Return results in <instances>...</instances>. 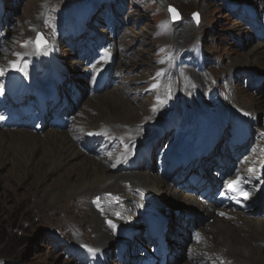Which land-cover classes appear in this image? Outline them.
I'll return each instance as SVG.
<instances>
[{
  "label": "rangeland",
  "instance_id": "1",
  "mask_svg": "<svg viewBox=\"0 0 264 264\" xmlns=\"http://www.w3.org/2000/svg\"><path fill=\"white\" fill-rule=\"evenodd\" d=\"M100 1L108 6L110 3L118 4L114 9H108V16L119 29L118 35L111 40V46L106 49L111 52L109 67L112 68L109 70L113 81H109L107 87L90 93V88L83 81L84 76L80 78L83 94L78 105H74L70 120L64 127L53 128L64 131L72 124L76 137L86 142L84 132L89 128L88 116L105 111L104 106H96L100 108L97 114L88 102L94 95L105 91L127 90L120 95L119 101L136 110L135 122L140 120L138 116L147 122L144 125L130 124L134 129H140L138 141L150 139L151 143L164 148L169 146L173 141V116L181 113L185 98H195L204 102L218 101L224 106L225 113L236 111L234 106L237 103L245 104L250 109L246 117H254L253 130L263 134L258 139L264 142V81L251 90L245 88L241 80V72H249L246 66L253 68L254 78L257 76L264 80V55L254 51V45L264 44V41L256 40L242 21L225 8L226 3L232 5L238 0H0L3 10L0 18L3 39L0 44V73L10 70L9 63L16 55L25 53V57L35 55L37 59H43L38 56V51L45 49L58 57L61 65L63 58L72 76L83 74L82 67L87 64L75 61L73 52L62 44V33L71 28L69 20L74 18L82 23L84 11L92 15ZM240 1H247L251 9L258 12L259 6L264 8V0ZM168 4L179 10L180 20L170 21ZM193 11L200 14L198 24L192 21ZM102 30L107 33L106 27ZM40 34L48 43L38 48ZM189 54L196 55V59L191 60ZM25 65L30 67L34 63L27 60ZM197 113L202 115L200 111ZM120 140L122 143L117 148L126 144L125 139ZM99 150L84 152L106 160V149L101 155L97 152ZM140 152L143 151H139V155ZM9 167L8 162L0 165V264H87L89 258L79 255L76 247L80 249L84 244L93 246L98 221L90 205L100 208L103 206L101 198L65 194L58 190L61 193L54 191V203L45 199L42 203L45 207H40V200L44 199L42 189L51 185L68 166L47 174L41 183L33 185L28 184L29 179L24 178L19 170L16 172L19 182H13ZM257 216L264 218L260 214ZM105 219L108 224L112 223L111 218ZM178 231V237H183ZM123 238L129 240L128 237ZM118 242H113L103 256L96 259L108 256L102 264H124L115 261L113 253L110 255L116 247L112 246ZM83 258L85 263L81 261ZM178 258L182 259L181 256ZM187 261L197 264V260L189 255Z\"/></svg>",
  "mask_w": 264,
  "mask_h": 264
},
{
  "label": "bare ground",
  "instance_id": "2",
  "mask_svg": "<svg viewBox=\"0 0 264 264\" xmlns=\"http://www.w3.org/2000/svg\"><path fill=\"white\" fill-rule=\"evenodd\" d=\"M254 51L264 55V44H255ZM106 54L107 57L98 60L92 66L85 65L84 68L82 67L83 81L88 88L98 71L104 68H112V66L109 67L110 50H106ZM38 56L54 62L55 67L60 72L62 71L60 60L54 54L43 49L38 51ZM26 58L25 53L16 55L9 63V71H14L17 66L22 68L21 73L28 78L27 80L32 83L33 87H38V80L41 79L36 76L39 75V71H35V64L30 67L26 66ZM245 68L251 74L254 72L250 66ZM10 73L8 72V77ZM123 92L128 91H105L101 95H94L93 100L88 102L97 114L98 110L100 111L98 106H104L105 111H101L98 115L88 116L90 124L84 132V137L95 138V136L105 134L126 140V144L122 145L121 148L116 147L114 150H111L107 143L110 140L103 144L100 141L94 142L97 150L105 147L108 154L106 160L88 156L84 152L81 140L78 141L79 138L76 137L75 128L72 124L64 131H60L61 129L57 127H47L41 133L34 131L39 135L27 130L19 128L13 130L0 125V165L8 162L10 164L8 173L11 180L19 182L16 173L19 170L23 173L24 178L29 179V185L41 183L47 174L68 166L61 171L51 185L42 189L41 193L44 199H39L40 207H45L42 204L45 199L54 203V197H56L54 191L58 194L61 193L58 190L65 194L74 193L101 198L103 211L100 209L101 207L90 205L95 212L96 216H94L98 225L93 236V246L92 244L81 245L82 254L91 252L90 254L97 258L103 256L113 242L126 241L123 237H128L130 240L129 230L139 224L143 209L146 206L158 205V207L167 210L172 204H189L194 207L196 212L206 213V219L209 220L204 219L196 226L202 234V240L198 242V245L190 243V248H188L189 246L185 245L187 239L184 236L178 238L179 240L177 239L174 251L181 250V253L177 255L181 256L182 259L177 256V259L173 260L171 264H193V262L187 261L188 255L191 259L197 260V264H264L263 217L249 214V212L242 215L230 212L231 216L227 219L217 217L211 211L214 208L221 209L216 206V203L202 202L197 197L185 195L175 187L170 186L163 177L148 169L128 168L129 163L132 162L131 159H135L139 155V151L145 150L142 141H138L141 138L140 129H134L132 126L139 123L144 125L147 122L142 116H138L137 118L140 120L135 122L136 110L127 108L124 102L119 101ZM142 106L143 104L140 107L142 108ZM234 107L236 111L225 113L223 111L224 106L218 101L204 102L201 99L185 98L181 113L173 116L174 123L179 126L176 127L173 142L181 143L184 136L193 135L199 127L207 133L221 130L225 120L233 119L234 121L243 118L250 110L245 104L237 103ZM198 111L202 115H198ZM131 123L134 125L131 126ZM5 125L8 124L5 123ZM255 134L263 136L261 132H255ZM139 144L140 146L137 148ZM178 144L172 143L170 150L173 149V145ZM86 145L88 144L86 143ZM70 162L72 163L70 164ZM263 170L264 142L256 139L248 159L246 157L243 164H240L236 174L246 177L251 184L252 181L259 178V174H263ZM70 177L74 178L70 180ZM216 181L218 182V180ZM258 188L259 186H255L254 195L247 194L246 197L249 207L247 204L246 206L250 213L254 210L252 208L260 205L255 199L259 194ZM102 192L105 194L102 195ZM115 212L117 213L113 215ZM107 217L111 218L112 223L108 224L105 219ZM180 220H182L181 217ZM179 222L177 225L178 233L185 230L184 226H188L190 220L186 221L185 225H181L182 221ZM174 236L177 238L178 234L175 232ZM193 247L194 250L192 251L191 248ZM89 249L94 251H89Z\"/></svg>",
  "mask_w": 264,
  "mask_h": 264
},
{
  "label": "water",
  "instance_id": "3",
  "mask_svg": "<svg viewBox=\"0 0 264 264\" xmlns=\"http://www.w3.org/2000/svg\"><path fill=\"white\" fill-rule=\"evenodd\" d=\"M167 10H168L169 16L172 20L180 19L181 14L175 6H173L172 4H168ZM191 15H192L193 21L197 24L199 22V19H200L199 13L197 11H194ZM39 37H41V36H39ZM172 208L178 209V205L177 204L172 205Z\"/></svg>",
  "mask_w": 264,
  "mask_h": 264
},
{
  "label": "snow or ice",
  "instance_id": "4",
  "mask_svg": "<svg viewBox=\"0 0 264 264\" xmlns=\"http://www.w3.org/2000/svg\"><path fill=\"white\" fill-rule=\"evenodd\" d=\"M42 43H46V41H42V38L39 37V35H38V38H37V45H38V47L41 46ZM17 70H18V71H23V69H22V68H19L18 66H17ZM0 119H3V117H0ZM230 187H231V186H230ZM233 190H236V189L233 188ZM246 195H247V194H245V196H246ZM221 215H223V214H221ZM89 251H94V250L89 249Z\"/></svg>",
  "mask_w": 264,
  "mask_h": 264
},
{
  "label": "trees",
  "instance_id": "5",
  "mask_svg": "<svg viewBox=\"0 0 264 264\" xmlns=\"http://www.w3.org/2000/svg\"><path fill=\"white\" fill-rule=\"evenodd\" d=\"M4 264H7L6 262H4Z\"/></svg>",
  "mask_w": 264,
  "mask_h": 264
}]
</instances>
